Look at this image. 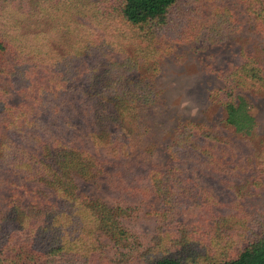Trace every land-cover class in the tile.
I'll return each instance as SVG.
<instances>
[{"label":"trees","instance_id":"trees-1","mask_svg":"<svg viewBox=\"0 0 264 264\" xmlns=\"http://www.w3.org/2000/svg\"><path fill=\"white\" fill-rule=\"evenodd\" d=\"M244 20L264 39V0H0V173L14 178L0 195V264L99 253L102 238L126 235L130 212L171 222L184 208L200 221L216 218L222 244L180 236L174 252L162 249L149 264H264V213L250 216L234 249L236 230L220 227L237 229L239 217L215 215L223 205L182 171L189 165L228 184L264 169V135L243 95L264 97L263 60L241 51L212 94L220 122L249 147L242 156L232 140L193 122L157 147H128L138 109L156 95L147 74L158 72L168 44L216 47Z\"/></svg>","mask_w":264,"mask_h":264},{"label":"rangeland","instance_id":"rangeland-1","mask_svg":"<svg viewBox=\"0 0 264 264\" xmlns=\"http://www.w3.org/2000/svg\"><path fill=\"white\" fill-rule=\"evenodd\" d=\"M227 1L229 0H214V3L219 6ZM168 45L165 53L160 56L158 72L147 74L156 95L150 105L138 109L139 123L129 142V152L157 147L168 140L178 126L193 122L205 126L214 135L232 140L237 153L242 156L249 147L245 140L236 137L220 122L223 113L212 101V94L223 86L219 76L220 69L229 64H238L242 58L241 51L253 53L264 61V39L256 33L251 21L244 20L240 32L231 35L226 42L216 47H200L194 42ZM243 95L251 104V112L258 123V135L262 138L264 97L246 92ZM182 167L186 175L223 205L214 209L215 215H220L223 219L229 214L239 217L237 229L231 223L224 222L220 230L221 234L236 230V244L233 248L241 247L244 243L245 224L250 216L264 213V169L253 168L237 176H228V184H225L219 180L221 178L192 170L189 165ZM6 176L0 173V195L4 196L10 191L9 182L14 180L10 175ZM3 179H7V182L1 184ZM85 191L89 195L109 199V193L102 188L89 187ZM179 212L178 220L171 222H163L160 216L146 215L144 212H130V217L123 219L126 235L102 238L99 253L64 250L47 260H39L37 264H149L162 249L165 253L174 252L176 247L173 245L178 241L177 237L190 234L198 238L201 235L214 236L216 242L222 244L220 232L212 233L216 218L200 221L193 208L180 209ZM198 222L199 224H195ZM17 225L13 223V226Z\"/></svg>","mask_w":264,"mask_h":264}]
</instances>
